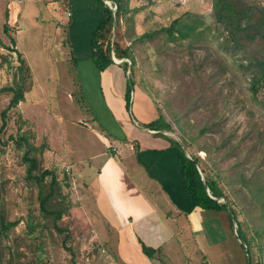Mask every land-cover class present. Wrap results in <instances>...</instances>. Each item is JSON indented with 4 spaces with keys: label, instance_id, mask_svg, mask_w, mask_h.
Returning <instances> with one entry per match:
<instances>
[{
    "label": "rangeland",
    "instance_id": "rangeland-1",
    "mask_svg": "<svg viewBox=\"0 0 264 264\" xmlns=\"http://www.w3.org/2000/svg\"><path fill=\"white\" fill-rule=\"evenodd\" d=\"M15 1L18 20L16 16L12 18L13 1L0 0V88L21 83L24 89L23 100L16 107L6 109L9 127L22 123L17 131L29 134L27 140L36 147L39 164L53 169L68 206L62 223L73 232V237L65 241L68 250L54 230L51 233L42 224L36 225L34 234L38 241L33 244L37 246L35 252L43 258L36 261L38 264H126L119 260L118 227L97 207L93 181L96 169L88 166L92 165L89 155L104 149L103 143L94 137L105 127L103 121L94 117V112H101L94 110L95 105L102 104L96 87L100 72L95 67V71L77 67L74 51L61 39L68 31L67 1ZM127 7V21H122L120 27V42L129 46L132 64L123 61L119 65L126 77L128 64L126 85L130 81L134 91L137 87L143 89L154 102L157 116L165 118L172 128L166 134L155 135L164 140L167 136L180 139L183 135L201 158L200 163L222 176L218 184L223 186L224 196L231 197L242 211H248L251 224L255 225L264 208L261 205L264 198L256 203L239 182L240 174L251 173L255 182L264 186V89L256 97L248 90L247 74L240 62H247L249 57H243L240 51L219 49L223 34L211 15V0H128ZM177 17L188 23L200 19L202 24L196 28L199 35L190 40L168 41L160 28L170 25ZM260 45L259 42L258 49ZM256 47L255 42H249L246 49ZM16 51L20 52L24 67H28L22 80L18 79L20 63ZM9 97L8 93H0V112L7 107ZM131 98L130 94V105ZM128 112L142 128L149 126L138 120L133 108ZM154 120L161 122L158 117ZM6 138L7 133L1 131L0 214L8 220L21 218L12 227L14 233H20L28 215L32 222L43 219L36 187L28 179L27 164L22 160L24 144L19 147L12 139L4 144L2 140ZM188 150L191 152L190 146ZM136 169L131 167L128 171L137 177ZM145 189L161 210L171 207L159 185L152 183ZM172 215L178 228H187L181 212ZM240 216L244 215L240 213ZM262 218L260 222L264 224V215ZM190 240L192 235L184 236L180 247L188 260L196 264L201 256L194 247L189 252ZM27 243L28 239L20 245L11 238L6 240V256L14 257L9 264H17L16 253L12 251L17 246L22 252L20 260L34 264V247ZM168 245L176 247V242L170 241ZM261 245V264H264V237ZM180 256L173 252L170 259L179 263Z\"/></svg>",
    "mask_w": 264,
    "mask_h": 264
},
{
    "label": "crops",
    "instance_id": "crops-1",
    "mask_svg": "<svg viewBox=\"0 0 264 264\" xmlns=\"http://www.w3.org/2000/svg\"><path fill=\"white\" fill-rule=\"evenodd\" d=\"M12 1L17 19V1ZM61 1L70 4V11L66 12L70 16L68 31L61 39L74 51L77 67L95 71L90 40L93 30L105 18L104 4L95 0ZM96 87L102 104L94 106L95 111H101L94 112V117L103 121L105 127L100 133H95L93 129L91 132L95 133L98 142L103 143L104 149L99 148L89 155L92 165L88 166L96 169L93 181L97 189V207L103 214H108L115 228L118 227L119 260L126 264H192L180 247L181 239L192 235V240L188 241L191 243L189 252L194 247L201 256L196 264H247L244 244L234 231L226 209L193 206L182 192L176 151L169 148L167 140L155 135L166 130L148 127L142 130L133 123L139 125L125 108L126 81L121 65L113 63L100 71ZM131 96L129 111L133 108L140 122L147 124L159 117L154 102L143 89H133ZM136 144H139L138 155ZM131 167H137L134 171L137 177L128 171ZM152 183L159 185L167 197V203L171 205L167 211L161 210L159 204L146 193V185ZM178 212L182 213L180 217L187 223L186 229L178 228L172 215ZM140 241L155 248L153 257L142 252ZM170 241H175L176 247L168 245ZM173 252L181 254L179 263L170 259ZM122 253L125 255L122 256Z\"/></svg>",
    "mask_w": 264,
    "mask_h": 264
},
{
    "label": "trees",
    "instance_id": "trees-1",
    "mask_svg": "<svg viewBox=\"0 0 264 264\" xmlns=\"http://www.w3.org/2000/svg\"><path fill=\"white\" fill-rule=\"evenodd\" d=\"M95 1L101 4L103 3V0ZM111 1L116 6L114 13L112 14L111 9L103 3L105 18L98 23L97 27L91 33V59L99 72L113 63L110 56L111 50H113L117 58H130L129 46H122L120 42V27H122V21H127L126 12L128 0ZM211 15L217 26L221 28L220 34H223V39L219 42V49L237 53L240 51L243 57H249L247 62H240V67L247 74L248 90L253 97H256L259 92L264 89V2L262 0H211ZM113 20L116 25V32L113 45L111 46ZM201 24L202 22L200 19H193L191 23H188L182 17H177L172 20L170 25L160 28V31L165 33L168 41H175L177 39L190 40L191 37L196 38V36L199 35V32H196V28ZM142 35L146 36L148 34L144 33ZM11 40L13 43L15 42L13 39ZM249 42H255L257 47L253 50L246 49ZM259 42L261 43L260 49H258ZM16 54L20 63L18 66V79L22 80L24 79L23 76H25V73H27L25 70H28V67H24V60L20 52L16 51ZM132 84V82L128 81L126 85L124 95L126 109H128L130 103ZM23 90V85L21 83H18L15 87L5 86L0 88V93L10 94L7 107L0 112L2 119L0 132L3 131L7 133L6 140H2L4 144L7 140L11 139L19 147H21L22 143L24 144L22 160L27 164L26 174L28 179H30L36 187V199L38 200L40 216L43 221L32 222L30 221L31 216L28 215V217L25 218V228L23 231L14 233L12 227L15 226L21 218L8 220L0 214V259L2 260V264H9V262L11 263L14 261L13 256L9 258L6 256V240L8 238L16 241L18 245L24 244L26 239H28L29 243H27V245H33L34 247V259L32 262L38 264L36 259H39V261L43 259L40 254L35 252L37 246L33 244L38 239L34 234L35 226L38 224L47 227L50 232L54 230L55 233L59 234L62 246L68 250H70V248L65 246V241L73 237L71 228L62 223L64 220L63 216L68 211V206L65 203V194L60 191L57 177L53 169L44 168L39 164V160L35 154L36 147H34L29 139L27 140L29 134H27L26 131H24L25 135L17 131L22 123L14 128L9 127L10 122H8L6 109L16 107L17 104L23 100ZM158 119H160L161 122L156 123V121L153 120L147 123L149 126L145 125V127L166 131L172 129L165 118L163 119L159 116ZM167 137L169 148L172 147L176 151V160L179 165V185L186 198L193 206H199L205 209H226V211H231L234 222L236 223L237 236L245 244L246 263L261 264L260 248L262 247L261 239L264 237V224L260 222V219L263 220L264 208L261 210L262 213L257 217V221L254 223L255 225L252 226L251 214L248 211H242L239 204L234 203L231 197H228V195L227 197L224 196V192L222 191L223 186L218 184V179L222 180V176L215 173L211 168L207 170L206 167L200 163L201 158L192 151V144L188 142L183 135L178 139L179 141L172 136ZM181 145L185 147L189 157L186 156ZM189 146L192 153L188 150ZM138 148L139 144H136L137 155L139 152ZM5 149L6 147L4 150ZM200 150L204 149L201 148ZM198 167L203 172L204 179L201 178ZM172 174L174 175V172ZM239 182L250 198L256 203H260L262 200L261 198H264V186L256 183L255 179L251 177V173L248 176L240 174ZM204 184L207 185L209 195ZM210 195L215 198H211ZM218 198H223L225 200L219 201ZM261 205L264 206V203H261ZM240 213L245 216V219L243 218L244 216H240ZM231 222H233L232 219ZM22 240H24V242H22ZM140 243L142 252L151 258L155 253V248L141 241ZM40 244L41 242L39 241L38 245L40 246ZM8 248H11V246H8ZM12 251L16 253L15 260L17 264H25V262L20 260V253L22 252L18 250V246L13 248ZM251 257L253 258L252 261Z\"/></svg>",
    "mask_w": 264,
    "mask_h": 264
},
{
    "label": "clouds",
    "instance_id": "clouds-1",
    "mask_svg": "<svg viewBox=\"0 0 264 264\" xmlns=\"http://www.w3.org/2000/svg\"><path fill=\"white\" fill-rule=\"evenodd\" d=\"M103 1H104L103 3L111 9L112 14H113L114 11H115V9H116V6L112 3L111 0H103ZM17 20H18V19H17ZM17 20H15V22H17ZM15 22H14V23H15ZM113 27H115V31L113 32V33H114L113 41H114V39H115V32H116V25H115V21H114V20H113ZM113 33H112V35H113ZM113 41H112V38H111V46L113 45ZM67 48H68V47H67ZM110 56H111V59H112L113 63H115V64H120V63H122V62L124 61L123 63L128 62V64L131 65V60H130V58H128V57L117 58V57L114 55L113 50L110 51ZM113 63H111V64H113ZM128 64H127V69L125 70V71L127 72L126 77H127V76L129 75V73H130V72H129V68H128ZM126 77H125V78H126ZM133 89H134V88H133ZM133 89L131 88V92H132ZM131 92H130V94H131ZM126 110H130V103H129L128 109H126ZM153 131H154V130H153ZM218 199H220V198H218ZM232 224H233V229H234V231L236 232V230H235L236 223L233 221ZM243 244H244V243L242 242V245H243ZM244 248H245V244H244Z\"/></svg>",
    "mask_w": 264,
    "mask_h": 264
},
{
    "label": "water",
    "instance_id": "water-1",
    "mask_svg": "<svg viewBox=\"0 0 264 264\" xmlns=\"http://www.w3.org/2000/svg\"><path fill=\"white\" fill-rule=\"evenodd\" d=\"M115 31V27H113V32ZM113 37H114V33H113V35H112V41H113ZM133 121V120H132ZM138 128H140V129H142V130H146L145 128H142L141 126H139V125H137L135 122H133ZM147 131H153V130H149V129H147ZM154 132V131H153ZM182 146V149L184 150V152L186 153V151H185V148H184V146L183 145H181ZM187 157H189V155L187 154L186 155ZM198 170H199V172H200V175H201V178L202 179H204V175H203V172L201 171V169L198 167ZM204 186H205V188H206V191H207V193H208V195H209V190H208V188H207V185L206 184H204ZM210 197L211 198H215V197H213L212 195H210ZM219 200V199H218ZM227 213L229 214V216L231 217V219L234 221V218H233V214L231 213V211H229V210H227ZM242 241V240H241Z\"/></svg>",
    "mask_w": 264,
    "mask_h": 264
},
{
    "label": "bare ground",
    "instance_id": "bare-ground-1",
    "mask_svg": "<svg viewBox=\"0 0 264 264\" xmlns=\"http://www.w3.org/2000/svg\"><path fill=\"white\" fill-rule=\"evenodd\" d=\"M15 6H14V4H12V18L14 17V14H15ZM99 104V103H98Z\"/></svg>",
    "mask_w": 264,
    "mask_h": 264
}]
</instances>
